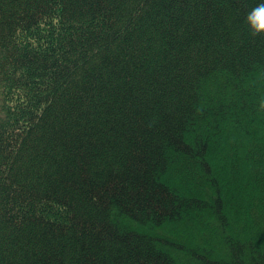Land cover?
Instances as JSON below:
<instances>
[{"label":"trees","instance_id":"obj_1","mask_svg":"<svg viewBox=\"0 0 264 264\" xmlns=\"http://www.w3.org/2000/svg\"><path fill=\"white\" fill-rule=\"evenodd\" d=\"M257 0H0V264H264Z\"/></svg>","mask_w":264,"mask_h":264},{"label":"clouds","instance_id":"obj_2","mask_svg":"<svg viewBox=\"0 0 264 264\" xmlns=\"http://www.w3.org/2000/svg\"><path fill=\"white\" fill-rule=\"evenodd\" d=\"M244 23L252 36L264 34V0L256 4L246 13Z\"/></svg>","mask_w":264,"mask_h":264}]
</instances>
